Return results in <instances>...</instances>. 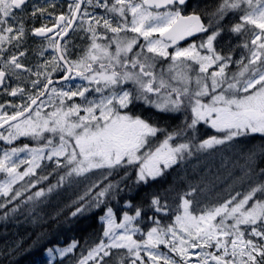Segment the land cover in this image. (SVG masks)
I'll list each match as a JSON object with an SVG mask.
<instances>
[{
    "label": "snow or ice",
    "instance_id": "snow-or-ice-1",
    "mask_svg": "<svg viewBox=\"0 0 264 264\" xmlns=\"http://www.w3.org/2000/svg\"><path fill=\"white\" fill-rule=\"evenodd\" d=\"M188 4L189 0H69L67 14L57 15L49 11L55 3L0 0V90L27 97L21 105L9 104L16 109L12 113L0 104V128L7 125V135L0 132V140L9 145L21 137L44 141L38 147L24 144L0 154L4 174L0 197L5 198L0 209L55 173V184L28 195L22 203L35 202L46 192L59 195L62 189L70 194L69 200L50 219L74 224L87 216L99 219L102 227L100 241L79 258L74 259L75 240L63 247H46L47 264L57 258L59 264H264V144L243 153L244 162L232 175L228 195L206 204L198 215L190 210L193 201L187 198L195 190L191 186L180 197L174 223L168 225L155 218L156 213L170 211L158 193L136 206L130 200L120 201L131 169L136 173L134 185L147 186L190 157L193 147L202 151L256 134L264 138V0H218L210 10L194 2L192 12L184 15ZM89 8L102 9L103 14ZM48 17H54L51 26L43 22ZM38 19L42 22L37 27ZM77 31L86 33L81 39L89 43L73 59L77 45L70 32ZM198 33L206 34L198 46L192 43L168 51ZM30 37L40 38L35 53L40 60L34 67L25 63ZM49 49L52 54L45 58ZM233 65L235 71H230ZM56 72L64 73L65 81L79 77L87 85L75 90L71 85L68 90L50 87ZM12 80L27 87L12 86ZM127 83L133 90L121 87ZM91 91L102 95L89 99L86 93ZM44 96L47 100H40ZM53 96L59 105L42 115ZM74 97L83 103L65 104ZM138 102L147 107V114L122 113ZM201 123L222 135L194 143ZM43 161L54 167L37 175ZM22 165L27 167L20 171ZM113 176L120 179H109ZM26 177L36 179L15 189ZM113 201L123 203L120 222ZM130 208L134 215L127 211ZM18 209L19 205L8 209L0 219ZM146 211L153 213L148 218L155 226L145 234L136 222ZM138 233L146 239H134ZM45 239L47 233L42 231L27 250ZM21 244L5 243L0 254L14 255ZM212 248L214 252L205 250Z\"/></svg>",
    "mask_w": 264,
    "mask_h": 264
},
{
    "label": "trees",
    "instance_id": "trees-1",
    "mask_svg": "<svg viewBox=\"0 0 264 264\" xmlns=\"http://www.w3.org/2000/svg\"><path fill=\"white\" fill-rule=\"evenodd\" d=\"M194 2H198L201 7L207 5L210 10L211 6L218 3V0H190L183 13H191ZM232 70L231 67L230 71ZM128 111L130 114L144 115L149 110L138 102L135 106H130ZM171 123V121L161 122V126L166 127ZM176 123H179V121ZM197 127L199 131L196 134L194 143L208 139L210 136L222 135L203 123ZM44 135L50 136L46 133ZM162 138L161 135L160 139ZM242 140L243 138H237L223 145H217L213 149L202 151H196V148L193 147V154L190 157L168 169L164 178L150 182L147 186L136 187L134 185L136 173L135 169H131V174L126 180L128 187L121 193L120 201L130 200L132 205L136 206L145 204L153 194L158 193L162 200L167 201L170 211L167 214L156 213L155 218L159 219L162 225H168L174 223L178 205L181 202L180 197L185 192L190 191L191 188H194L193 194L187 198L193 201L190 210L193 211V214L198 215L200 209L204 208L206 204L215 203L217 198L228 195L227 190H230L229 185L232 182V175L240 171V165L244 162L243 153L248 148L256 147L258 149L261 144H264V138L259 134L250 136L246 141L241 142ZM43 143L42 140L38 141L26 137L15 142L13 146L20 147L24 144L40 146ZM44 165H47V167H44ZM52 167L54 166L48 161H43L42 168L37 169V175L50 173ZM90 175L96 178L95 173ZM29 179L35 180L36 177H26L25 181H21L14 188L19 189ZM56 179L55 173L49 175L48 180L25 192L18 200L8 204L6 209H0V217H3L5 211L19 205L16 213L9 214L6 219H0V249L4 247L5 243L14 247L15 241H22L21 249L16 254H0V264H47L46 247L53 244L63 247L73 240L78 242L74 259L79 258L81 253L86 255L89 247L94 246L102 238V227L99 219L93 220L85 216L81 217L76 223L69 224L62 219L57 222L49 218L57 208L63 207L64 203L69 200L70 194L62 189L59 195L56 192H46L44 197L38 198L35 202L22 203L28 195L41 188L46 190L50 183L55 184ZM109 179L119 180L120 176H113ZM235 188L243 190L239 188V185H236ZM3 199L5 198L0 197V200ZM113 205L116 210L117 222H120L123 215L121 210L123 209V203L113 201ZM68 211V209H65L64 214L66 215ZM127 211L130 215H134L133 209L130 208ZM152 215L151 211H146L136 222L143 233L155 226L153 220L148 218ZM42 231L47 233V239L42 240L37 247L32 248L30 251L27 250L28 246L36 240ZM105 259L109 258L106 257ZM53 264H59V258Z\"/></svg>",
    "mask_w": 264,
    "mask_h": 264
},
{
    "label": "flooded vegetation",
    "instance_id": "flooded-vegetation-1",
    "mask_svg": "<svg viewBox=\"0 0 264 264\" xmlns=\"http://www.w3.org/2000/svg\"><path fill=\"white\" fill-rule=\"evenodd\" d=\"M32 2L36 3L38 5H43L46 3H55L56 8L49 9V11H52V12L56 13L57 15H59L61 12H64L65 14H67V3L69 2V0H32ZM93 10L95 11L94 12L95 14H103L102 9L97 8V9H93ZM161 11H163V9H161ZM53 19H54V17H48L43 22H48L49 26H51V21ZM27 22H28V24H31L30 20H28ZM41 22H42V20L38 19L36 21L35 26H37V27L40 26ZM77 23H78V21H77ZM99 31L103 32L104 30L99 29ZM70 35L73 37V42L77 45V47L73 48V50H72V57L71 58L75 59L83 51V49L86 48L89 41L87 39H81L82 36H86L87 34L80 32V31L70 32ZM108 35L111 36L112 34L108 33ZM39 41H40V38H36V37H30V39H29V43L27 45V48L29 49V51H28V55H27V59L25 60V63L30 67H34L38 63V61L40 60V58L35 54L40 49ZM141 42H143L142 38H141ZM45 46H46V44H45ZM113 50H114V46H113ZM51 54H52L51 49H49L47 52H45L44 56H45V58H50ZM63 75H64V73H61V72L53 73L52 74V80L60 79V78H62ZM32 79H35V77H32ZM74 80L81 81V79L79 77H76L75 79H73L71 81H65L63 83L53 84L50 87H56L57 89L65 88L70 83L72 84ZM17 84H20L21 86L27 87V85H25L23 83V81H17V80L11 81L12 86H16ZM127 85L131 86V88H125V89L133 90L132 84H127ZM91 87L95 88L96 86L92 85ZM41 100L46 101L47 96H44ZM25 102H27V97H21L20 95H18L16 97H12V96L8 95L7 92L0 90V104L5 105V111H7L8 113H12L13 111L16 110V109L10 107L9 104L21 105L22 103H25ZM39 103H40V101L37 104H39ZM36 107H37V105H35L33 107V109H35ZM125 112H127L126 109H125ZM6 128H4L2 131H4ZM2 131H0V132H2Z\"/></svg>",
    "mask_w": 264,
    "mask_h": 264
},
{
    "label": "rangeland",
    "instance_id": "rangeland-1",
    "mask_svg": "<svg viewBox=\"0 0 264 264\" xmlns=\"http://www.w3.org/2000/svg\"><path fill=\"white\" fill-rule=\"evenodd\" d=\"M90 12H95L92 8H89L88 9ZM231 15V14H230ZM232 22H235V21H232ZM204 37V36H203ZM201 40L202 39H200L198 42H193V43H195L197 46L201 43ZM190 44H192V43H188V44H186V45H184V46H182V47H180V48H184V47H188ZM175 49H173L172 51H170L169 49H168V51L171 53V52H173ZM200 51L201 52H204L205 50L204 49H200ZM239 51V50H238ZM236 58H238V55L236 56V57H234V59H236ZM165 65L167 64V61H164L163 62ZM232 71H235V65H233L232 66ZM127 84H131V83H127ZM127 84H123L121 87L123 88V89H125V88H131V86H128ZM69 85H71L72 86V88H73V90H75V87L77 86V85H87V81H84V80H81V81H78V80H74L73 81V83L71 84H69ZM68 85V86H69ZM68 86H66L65 88H63L64 90H68ZM133 86V85H132ZM194 86V85H193ZM119 90V89H118ZM125 90H130V89H125ZM104 95H106V94H108L107 92H105V93H103ZM102 94L101 93H96V92H94V91H91V92H89V93H86V96H88V98L89 99H99L100 98V96H101ZM205 99V101H207L208 100V97H205L204 98ZM83 103V101L79 98V97H74L73 98V100H71V101H69V100H65V104L66 105H70V104H72V103ZM59 105V99L57 98V97H55V96H53V99H52V102L51 103H45V106L43 107V109L41 110V114L42 115H44V114H46V113H50V112H52V111H54L55 110V106H58ZM128 110L129 109H126V111L128 112ZM122 111V113L123 112H125V109H122L121 110ZM81 115H83V113H81ZM73 119H74V117H73ZM2 133H4L5 135H7V131H6V129L4 130V131H2ZM46 134H49V133H46ZM49 135H51V134H49ZM22 138H26V137H21V138H19V139H17L16 141H14L13 142V144L15 143V142H17L18 140H20V139H22ZM13 144H11V145H9V144H7L5 141H3V140H0V154H2L3 153V151L5 150V149H10L11 147H14L13 146ZM29 147H38V146H34V145H29ZM21 155V157H24L26 154L25 153H21L20 154ZM27 167V165H22L21 166V168H20V171H23L24 170V168H26ZM4 178V174H2V173H0V179H3ZM142 232V231H141ZM143 233V232H142ZM146 234V233H145ZM134 239H137V240H140V239H146V235L145 236H141L139 233L136 235V236H134L133 237ZM160 250L162 251V252H164V253H167L168 252V249L167 248H165L163 245H161L160 246ZM206 251H212V252H214L215 251V249L214 248H212V249H205ZM191 251H193L194 253H200L201 252V250L200 249H193V250H191ZM217 254H219V253H217ZM197 257L194 255L193 257H192V259H193V261H195V259H196ZM213 264H214V262H213Z\"/></svg>",
    "mask_w": 264,
    "mask_h": 264
},
{
    "label": "water",
    "instance_id": "water-1",
    "mask_svg": "<svg viewBox=\"0 0 264 264\" xmlns=\"http://www.w3.org/2000/svg\"><path fill=\"white\" fill-rule=\"evenodd\" d=\"M190 14V13H189ZM185 15H187V14H185ZM202 34H204V33H198V34H196V35H194V36H190V37H187V38H185V39H183V40H180V41H178V43L176 44V45H174L173 47H171L170 49H174L175 47H177V46H180V45H182V44H184L185 42H187V41H189V40H191V39H193V38H195V37H197V36H200V35H202ZM65 80H63L62 78H60V79H55V80H53V84H58V83H61V82H64ZM52 84V85H53ZM41 98H43V97H41ZM40 98V99H41ZM39 101V100H38ZM38 103V102H37ZM35 105H33L32 107H34ZM7 126V125H6ZM5 126V127H6ZM3 128H0V130H2Z\"/></svg>",
    "mask_w": 264,
    "mask_h": 264
}]
</instances>
